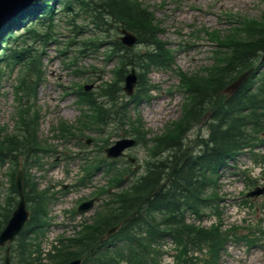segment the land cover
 <instances>
[{
  "label": "rangeland",
  "instance_id": "374dc122",
  "mask_svg": "<svg viewBox=\"0 0 264 264\" xmlns=\"http://www.w3.org/2000/svg\"><path fill=\"white\" fill-rule=\"evenodd\" d=\"M140 2L144 9L141 13L149 12L148 17L153 22L156 41H163L164 47L169 49V55L173 59V63L166 67L149 64L148 71L139 65L138 68L135 67L136 71L142 72L141 78L147 79V83L153 88L151 87L142 99L131 101L128 112L133 117L141 118L144 124L140 126V130L148 131L145 137L148 140L166 131L181 115L179 104L183 95L181 90L185 85L178 79L177 74L189 77L192 73L217 65L218 61L224 62L229 56L231 46L222 47L225 42L221 41L217 46L219 48L215 50L214 46L210 45L206 31L233 30L229 22L228 24L222 22L233 18L240 20L239 16L259 19L264 12V0H140ZM156 23L160 29L156 27ZM77 25H85L87 29H92V24L85 15L77 19ZM77 30L68 26L66 21L61 22L56 35L58 41H53L40 50L41 77L37 79L36 70L30 71L29 66L20 65L8 72L4 86L0 89V125L6 126L10 132H20L27 116L36 115L40 144L45 143L52 149L42 150L38 155V163L32 164L30 158L29 165H32H28L25 176L23 174V181L27 179L29 185L30 181L37 184V189L51 185L50 191L55 194V199L48 208L50 221L45 238L41 240L42 248L52 237L55 239L61 235L72 237L74 233L72 221L76 219L90 221L103 211L109 197L101 193L95 196L98 200L88 212L81 216L73 213L80 202L90 199L98 186L105 185L107 181L104 166L90 170L106 157L103 148L125 136L127 134L125 129L130 128L127 124L121 126V123L107 119L103 125L95 124L87 128L95 119L94 110L82 111V108H87L80 104V95L73 91L75 88L79 90L85 83H93L91 92H94L93 96L96 95L100 84L114 80L120 61L116 56L110 58L106 55L110 53L107 50L108 45L92 47V43L98 37L101 38L102 34L96 32L95 35L94 30L76 33ZM109 33L111 39L118 38L119 32L115 27L110 29ZM146 48L144 43L134 45L131 53L138 55ZM129 68L130 66L127 69ZM27 78L32 82L37 79L36 93L29 98L23 94V89L18 91L16 88L21 85L22 80L27 83ZM121 84L122 82L118 86ZM125 100L130 101L125 98L122 91H119L114 110ZM73 126L76 129L74 135L61 130ZM206 132L207 127L203 121L194 125L188 137L183 140L186 143L185 147L198 150L194 139L205 135ZM147 151L149 152V148H146L144 141L141 140L137 145L127 149L126 154L114 164V167L119 171L130 167L138 174L144 170V164L149 156ZM128 157H134L136 161L129 164ZM91 158L95 159L91 165L84 163L86 159ZM235 158L218 178L220 198L217 200L219 204L217 209L214 208L212 212L205 209L201 222L196 223L202 226L217 223L226 236L218 264H264V194L254 199L245 196L252 185L264 184V145L243 151ZM7 167V164L0 166V208L8 194ZM81 169L89 173L80 181L78 176ZM210 190L211 187L208 191ZM109 191L115 193L116 189ZM106 196L108 199L104 200ZM15 198L18 200L17 195ZM193 217L188 215L187 219ZM171 245L168 241L163 247V253L159 257L160 264H180L178 260L183 259L181 252H176L174 247L171 249ZM2 252L0 249V257ZM206 258L207 255L204 254L203 260Z\"/></svg>",
  "mask_w": 264,
  "mask_h": 264
},
{
  "label": "trees",
  "instance_id": "16d2710c",
  "mask_svg": "<svg viewBox=\"0 0 264 264\" xmlns=\"http://www.w3.org/2000/svg\"><path fill=\"white\" fill-rule=\"evenodd\" d=\"M84 8L89 11L90 18L93 20L108 18L113 23H121L127 29L140 33L144 38L155 36L153 25L146 14L138 10L136 0H35L0 29V86L4 78L5 67L24 61L34 47H37L39 43H46L54 35L58 29L56 19L58 12H67V14L74 12V16H78L80 12H84ZM23 29L26 31L25 33ZM257 33L258 36L248 37V40H241L242 42L239 41L235 44L233 56L225 68L208 75L209 77L198 79V83L195 84L197 94L193 110L192 105L185 108L184 117L179 119L169 134L162 137L158 146L170 150L178 149L180 157L178 158V154L175 152L170 160L159 161L154 169L147 171L135 185L122 193L121 199L124 198L125 203L120 208L119 214L97 219L93 225L85 228L60 251L54 264H63L77 256L83 257L82 264H120L124 259L132 260L131 255L125 256L122 252L114 253L110 247H98V242L105 244L99 238L102 237L107 227L120 220L119 218L123 215H128L136 208L139 209L150 196L157 207L161 206L163 202H167L163 211H168L167 215L163 213L164 215L158 218L162 211L154 209L153 204L149 211L144 209V212L148 214L147 217H150L152 221L150 225L161 226L159 227L161 233L165 230L171 232L177 241L180 238H186L191 243L196 241L197 245L208 242L210 258L205 264H217L218 247L222 240L226 239V236L217 228L196 229L193 224H186L184 214L187 209L197 213L203 210L208 200L207 189L209 187L215 189L217 185L215 177L217 169L226 162L228 157L240 150L249 139L247 132L242 135L243 126L247 129L249 123L264 119V115L257 114L256 111V108L264 106V79L259 88V85H246V91L238 90L226 99L224 105H217L210 127V135L203 142L204 148L200 154L192 156L189 151L182 150L179 133L184 130L190 120L199 117L198 114L202 112L204 102L220 88L221 84H217L218 82L226 80L233 72L244 69L260 54L264 48V26L259 28ZM148 41L156 44V51L161 50L162 56H164L163 43L156 41L155 38H150ZM118 45V47L124 48L120 44ZM38 60L39 56H35V52H33L31 65L32 63L36 65ZM112 89L116 90L117 86H111V92ZM249 91L255 92H252L249 97ZM248 108L251 110L250 116ZM4 137H2L0 129L1 161L12 157L13 152L39 148L35 129L23 138L17 135L3 139ZM11 189L14 191L13 186ZM48 202V198L42 192L34 196L33 212L28 227L17 238L18 252L25 261L29 262L27 264L35 262L31 258L35 245L33 239L38 240L45 232ZM9 210L10 208L7 207L6 212L0 216L2 217L0 229L8 217ZM137 218L140 216L138 215ZM137 220L136 218L132 219L130 223L132 227ZM127 235L142 249L150 248L148 238L142 237L139 232L132 230L128 231ZM156 255L157 253L155 258ZM188 262H191V258H188ZM133 263L156 264L152 262L148 251L145 254H136V261L134 260ZM191 264L194 263L191 262Z\"/></svg>",
  "mask_w": 264,
  "mask_h": 264
},
{
  "label": "water",
  "instance_id": "95a60500",
  "mask_svg": "<svg viewBox=\"0 0 264 264\" xmlns=\"http://www.w3.org/2000/svg\"><path fill=\"white\" fill-rule=\"evenodd\" d=\"M31 1L32 0H0V27L6 22V20H8L9 17L14 15L21 8L28 5ZM131 38L133 37L128 35V38L125 39L124 37L123 40L125 39L126 42H131L132 41ZM244 76L245 75L241 76L238 80H236V82H234L230 88H234L244 78ZM126 80H127V84H126L125 89L130 92L133 86L134 80H135L133 74L131 73L129 76H127ZM132 143H133L132 140H125V139L119 140L116 142V144L113 147L107 148L106 151L109 155L116 156L121 152V150L125 146H128ZM15 183H16L18 192L21 195V200L18 203L15 210L12 212V215L7 221L6 226L0 232V244H3L7 240H12L15 233H17L21 229L23 223L25 222L27 218V214H28V212L25 209V203H24L23 196H22L21 173L20 172L18 173L16 177ZM262 190L263 188L259 191H255V193L257 194V192H260ZM80 261H81L80 259H75V260L70 261L67 264H80ZM5 264H9L8 257H6L5 259Z\"/></svg>",
  "mask_w": 264,
  "mask_h": 264
}]
</instances>
